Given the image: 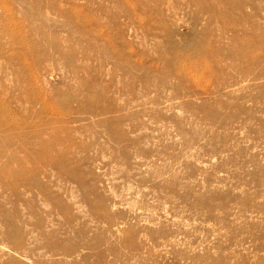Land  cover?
Returning <instances> with one entry per match:
<instances>
[{
    "label": "rangeland",
    "instance_id": "obj_1",
    "mask_svg": "<svg viewBox=\"0 0 264 264\" xmlns=\"http://www.w3.org/2000/svg\"><path fill=\"white\" fill-rule=\"evenodd\" d=\"M0 264H264V0H0Z\"/></svg>",
    "mask_w": 264,
    "mask_h": 264
}]
</instances>
